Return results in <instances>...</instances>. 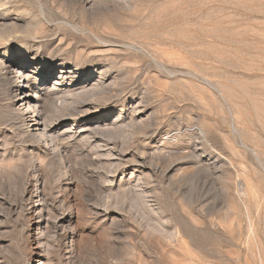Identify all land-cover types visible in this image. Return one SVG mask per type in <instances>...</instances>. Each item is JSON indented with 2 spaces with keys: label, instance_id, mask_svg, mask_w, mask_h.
<instances>
[{
  "label": "rangeland",
  "instance_id": "1",
  "mask_svg": "<svg viewBox=\"0 0 264 264\" xmlns=\"http://www.w3.org/2000/svg\"><path fill=\"white\" fill-rule=\"evenodd\" d=\"M0 264H264V0H0Z\"/></svg>",
  "mask_w": 264,
  "mask_h": 264
},
{
  "label": "bare ground",
  "instance_id": "2",
  "mask_svg": "<svg viewBox=\"0 0 264 264\" xmlns=\"http://www.w3.org/2000/svg\"><path fill=\"white\" fill-rule=\"evenodd\" d=\"M19 86V85H18ZM25 94H27V92L25 91ZM23 99H27V95L25 97H23ZM28 105V104H27ZM30 106V102H29V105L28 107ZM31 107V106H30Z\"/></svg>",
  "mask_w": 264,
  "mask_h": 264
}]
</instances>
